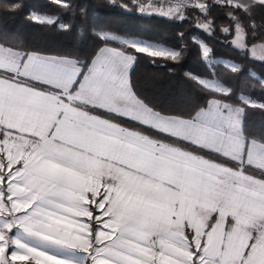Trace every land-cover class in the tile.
<instances>
[{"label":"snow or ice","instance_id":"6c2138e0","mask_svg":"<svg viewBox=\"0 0 264 264\" xmlns=\"http://www.w3.org/2000/svg\"><path fill=\"white\" fill-rule=\"evenodd\" d=\"M137 2L174 22L194 16L209 36L212 9H224L231 46L264 62V26L253 19L264 0ZM27 18L52 26L58 17ZM97 35L103 47L80 60L0 32V264H264V80L258 98L232 102L211 48L193 35L209 71L185 76L209 98L190 112L166 110L134 89L131 72L141 54L179 63L185 34L178 47ZM249 110L261 117L259 136Z\"/></svg>","mask_w":264,"mask_h":264},{"label":"trees","instance_id":"16d2710c","mask_svg":"<svg viewBox=\"0 0 264 264\" xmlns=\"http://www.w3.org/2000/svg\"><path fill=\"white\" fill-rule=\"evenodd\" d=\"M71 3L75 6L74 11L64 14L52 0H0V32L17 38L29 49L71 54L80 60H88L104 45L97 35L100 31L119 35L135 33L146 39L154 38L153 42L167 47H178V34L183 32L187 47L179 63H164L158 59L156 64H152L143 54L140 55L131 72V80L134 89L142 97L160 108L179 112H190L206 103L209 97L185 76V73L207 75L209 71L201 58L200 49L192 43L193 35L211 48L212 59H225L239 65V74L229 75L222 62L214 61L220 81L232 87L235 92L232 102H238L241 93L253 98L261 95L259 81L264 80V62L231 46L233 37H225L220 31L222 27L229 26L224 9H212L215 33L209 36L195 27L194 16L183 23L174 22L159 14H142L138 6L125 0H115V3L113 0H71ZM12 4L20 7L14 13L6 14L5 9ZM121 5H127V10ZM31 13L54 15L58 18L54 25L44 26L31 22L27 18ZM253 19L258 26H264V12L256 11ZM61 23L69 24L70 28L67 31L60 29ZM260 42L256 41L257 44ZM247 125L256 136L260 135L262 120L256 110H249Z\"/></svg>","mask_w":264,"mask_h":264},{"label":"rangeland","instance_id":"374dc122","mask_svg":"<svg viewBox=\"0 0 264 264\" xmlns=\"http://www.w3.org/2000/svg\"><path fill=\"white\" fill-rule=\"evenodd\" d=\"M148 14H150V13H148ZM110 33V32H109ZM110 34H114V35H118V36H123V35H119V34H116V33H110ZM140 38H143V37H140ZM146 39V38H145ZM200 39V38H199ZM201 40V39H200ZM156 43H158V42H156ZM161 44V43H160ZM163 45V44H162ZM113 46H115V45H113ZM101 47H103V46H101ZM251 47V45L249 46V48ZM248 54H249V56H251V52L250 51H248ZM257 55H259V49H258V51H257ZM252 57V56H251ZM210 59L211 60H213V61H220V62H222L223 64H226V63H233V62H231V61H229V60H225V59H212L211 57H210Z\"/></svg>","mask_w":264,"mask_h":264},{"label":"built area","instance_id":"2783aa9c","mask_svg":"<svg viewBox=\"0 0 264 264\" xmlns=\"http://www.w3.org/2000/svg\"><path fill=\"white\" fill-rule=\"evenodd\" d=\"M126 2H128L129 4L131 5H134V6H138V2L137 0H125ZM143 2H147V0H143ZM139 7V6H138Z\"/></svg>","mask_w":264,"mask_h":264}]
</instances>
